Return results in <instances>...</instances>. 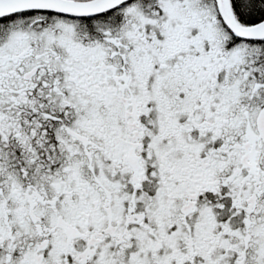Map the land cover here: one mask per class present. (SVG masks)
<instances>
[{
    "label": "snow or ice",
    "instance_id": "obj_1",
    "mask_svg": "<svg viewBox=\"0 0 264 264\" xmlns=\"http://www.w3.org/2000/svg\"><path fill=\"white\" fill-rule=\"evenodd\" d=\"M0 264H264V0H0Z\"/></svg>",
    "mask_w": 264,
    "mask_h": 264
}]
</instances>
